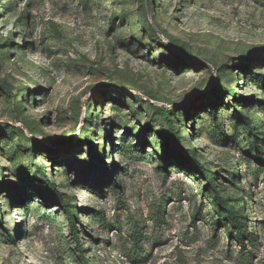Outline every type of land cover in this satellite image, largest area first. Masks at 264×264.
<instances>
[{
  "label": "rangeland",
  "instance_id": "1",
  "mask_svg": "<svg viewBox=\"0 0 264 264\" xmlns=\"http://www.w3.org/2000/svg\"><path fill=\"white\" fill-rule=\"evenodd\" d=\"M260 149L264 0H0V264H264Z\"/></svg>",
  "mask_w": 264,
  "mask_h": 264
},
{
  "label": "trees",
  "instance_id": "2",
  "mask_svg": "<svg viewBox=\"0 0 264 264\" xmlns=\"http://www.w3.org/2000/svg\"><path fill=\"white\" fill-rule=\"evenodd\" d=\"M235 94V91H232V94ZM163 115H166L168 117L169 116H173V112H169L166 110H161ZM245 119V118H244ZM89 120V119H88ZM215 123H217V121H215ZM252 131H254V129H252ZM255 136V135H254ZM256 137V136H255ZM261 150V156L259 157V159L261 161H264V149H260ZM192 158H196L198 155L196 153V151H188L187 152ZM195 165V164H194ZM41 169V167H38ZM199 169L202 171V175L205 179L209 180L210 186L214 192V194L216 195V198L218 199V201L220 202V206L223 208L224 210V214L227 215L228 220H230V225L231 228L234 231L239 232L236 236V238L243 243L244 241V237L246 236V231L244 230L246 225L243 222V217H241L238 213V211H236L235 207H230L229 204V200L226 199L225 197L221 196L222 193H224L225 191L222 189V185L220 183H218V179L215 177V175H213L211 173V171L206 170L204 167H199ZM60 199L63 200V203L66 205V211H67V216L69 218V222L71 224V227L74 231L75 237L78 241V248L79 250L83 253V246L80 243V237L77 233V227H76V222H77V214L78 212L75 211L73 209V207H71L70 205H68L61 194H60ZM136 241L139 243V239H140V234L137 232L135 235Z\"/></svg>",
  "mask_w": 264,
  "mask_h": 264
}]
</instances>
